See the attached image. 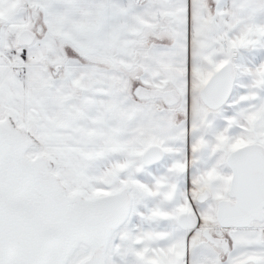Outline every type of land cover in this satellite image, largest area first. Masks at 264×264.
I'll use <instances>...</instances> for the list:
<instances>
[{
    "label": "snow or ice",
    "instance_id": "obj_1",
    "mask_svg": "<svg viewBox=\"0 0 264 264\" xmlns=\"http://www.w3.org/2000/svg\"><path fill=\"white\" fill-rule=\"evenodd\" d=\"M0 264H264V0H0Z\"/></svg>",
    "mask_w": 264,
    "mask_h": 264
}]
</instances>
